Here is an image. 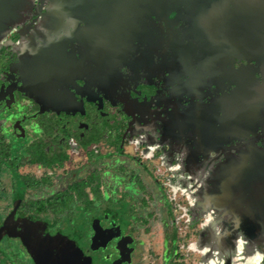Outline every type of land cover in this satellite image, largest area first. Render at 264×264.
Returning <instances> with one entry per match:
<instances>
[{
	"label": "flooded vegetation",
	"instance_id": "1",
	"mask_svg": "<svg viewBox=\"0 0 264 264\" xmlns=\"http://www.w3.org/2000/svg\"><path fill=\"white\" fill-rule=\"evenodd\" d=\"M193 162L264 220V0H0V264H191Z\"/></svg>",
	"mask_w": 264,
	"mask_h": 264
},
{
	"label": "rangeland",
	"instance_id": "2",
	"mask_svg": "<svg viewBox=\"0 0 264 264\" xmlns=\"http://www.w3.org/2000/svg\"><path fill=\"white\" fill-rule=\"evenodd\" d=\"M58 102H56L58 105L63 104V101L60 103ZM52 104L54 103L52 102ZM185 113H187L186 117L189 118V112ZM192 116L196 117V114H193ZM90 118V116L80 118L77 114L75 116L65 114L64 116H62L61 120H71L72 122L76 123L80 119L84 121H90ZM119 118L120 116L118 117V119ZM191 123L193 124L192 121ZM122 124L123 122H115L111 124L110 130L112 131L110 133V136L120 138L121 133L123 132ZM191 128H193V125H191ZM191 134L193 135L192 130ZM115 146L116 145L104 144L103 150H108L109 147L111 148L110 150H112V148H114ZM180 150L182 153H188V147L186 146L180 148ZM107 161L108 160H106V158H102V160H100L99 166L101 167V171L103 173L104 171H109L108 176H110V178L107 177L108 180H106L109 184H113L117 182L115 174L120 175L124 168H128L125 165V161H123V159L112 158L108 162ZM121 161H123L124 163ZM81 162L82 160H77L76 154H73V159L69 162H66L69 165L62 164V167L65 165L64 169H71L75 167L76 164H81ZM179 164H182V160L179 162ZM192 165L191 202L188 198H186V195H188V193L183 192V194L179 195L175 193L173 200L171 197L172 195L169 194V199L174 204H176L175 206H173V211L175 212L174 219L177 220L178 224L181 223L180 225H178L179 233L181 232L183 234L191 230V245L189 244L188 246L189 248H191V264H225V259L229 262L227 264H256L257 261L259 262V264H264V220H237V215L232 210L234 199H236V197H240V199H242L243 194L238 192L237 195H233L231 193L226 195L224 192L228 191L229 189L227 190V188H219V185L217 183L218 177L215 178L214 176L210 177L212 183V185L210 186V181L207 180L206 176H203L196 170V168H199V163L197 164L196 162H193ZM194 170L196 171L194 172ZM153 176V173L145 174V177L149 180L153 179ZM221 181H223L225 184L229 183L226 180L224 181L223 178H221ZM200 184L201 186H199ZM230 184L233 185L235 184V182L232 181L230 182ZM113 185H110L109 188H112ZM109 194H111V192H108V195ZM118 194L119 188H116V194L114 195V197H117ZM251 196H253V194ZM257 197H259V195H257ZM178 200L179 202H177ZM247 201H249V199H243V206L246 205ZM104 205H107V203L104 202ZM251 212L252 211H250V209L245 210L243 216H253V219L255 217L253 214L255 213V211H253L252 213ZM112 213L115 216H117L118 214V212H116V209L113 210ZM80 220L75 221L74 228L76 227L84 230L82 228L84 224L82 223V220ZM230 224H234L236 228L234 234L236 235L231 234L228 236V231L230 230H227V228ZM241 224L245 225L243 227V230L246 234L243 233V230L239 231ZM67 225L70 226V224ZM228 239L235 241L233 246L235 245L234 249L235 251H237V253L233 254L228 252L227 259V257H225V254H223V251L226 250V247L223 245Z\"/></svg>",
	"mask_w": 264,
	"mask_h": 264
},
{
	"label": "trees",
	"instance_id": "3",
	"mask_svg": "<svg viewBox=\"0 0 264 264\" xmlns=\"http://www.w3.org/2000/svg\"><path fill=\"white\" fill-rule=\"evenodd\" d=\"M92 138V136H90V139ZM63 158H60L59 156H54L50 161L52 162V163H54V162H59V163H61L63 160H62ZM51 163V164H52Z\"/></svg>",
	"mask_w": 264,
	"mask_h": 264
},
{
	"label": "clouds",
	"instance_id": "4",
	"mask_svg": "<svg viewBox=\"0 0 264 264\" xmlns=\"http://www.w3.org/2000/svg\"><path fill=\"white\" fill-rule=\"evenodd\" d=\"M256 264H259V262L257 261Z\"/></svg>",
	"mask_w": 264,
	"mask_h": 264
}]
</instances>
